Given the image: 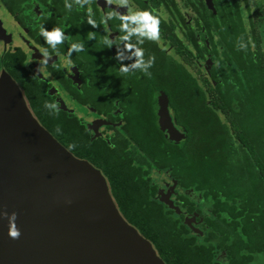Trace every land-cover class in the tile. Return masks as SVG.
Here are the masks:
<instances>
[{
  "label": "trees",
  "instance_id": "1",
  "mask_svg": "<svg viewBox=\"0 0 264 264\" xmlns=\"http://www.w3.org/2000/svg\"><path fill=\"white\" fill-rule=\"evenodd\" d=\"M243 50L236 67L222 65L212 74L216 88L208 79L201 86L177 60L161 65L150 82L167 94L186 138L174 143L164 137L158 94L142 92L129 95L124 136L118 135L112 149L105 140L91 141L73 113L49 114L41 82L25 75L19 55L0 56V69L23 89L25 82L31 84L28 96L37 101L32 108L40 124L73 155L101 170L122 216L166 264H264V56L249 46ZM153 172L169 173L184 189L201 194L186 197L185 205L190 212L204 205V236L155 197Z\"/></svg>",
  "mask_w": 264,
  "mask_h": 264
},
{
  "label": "flooded vegetation",
  "instance_id": "2",
  "mask_svg": "<svg viewBox=\"0 0 264 264\" xmlns=\"http://www.w3.org/2000/svg\"><path fill=\"white\" fill-rule=\"evenodd\" d=\"M69 2L73 3L70 10L64 6L65 0H0V25L7 36V41L0 40V56L19 55L25 64V75L37 77L49 101L60 109L57 101L63 100L68 112L72 111L70 113L87 128L91 141L105 140L110 149L114 148L118 135L125 132V112L131 106L129 95L158 94V117V98L165 91L153 84L155 71L161 65L169 67L177 60L201 86L202 81L208 79L215 87L212 74L222 65L225 68L237 66L239 38L246 37L248 42L245 43L251 51L257 49L264 56V0H87L82 6L73 0ZM137 8L150 10L159 19L158 39L145 40L140 45L144 49V59L152 58L147 73L140 69L121 71L115 59L116 46L105 43L110 40L120 44L123 33L116 16ZM108 12L116 15L106 19ZM89 15L95 25L86 23ZM41 26L61 28L64 40L52 49L39 34ZM74 42L83 43L84 47L69 55L68 49ZM3 71L18 84L36 118L32 107L37 101H31L28 96L29 91H33L31 84L25 82L23 89L6 69L1 68L0 74ZM77 107L87 112L80 115ZM169 111L175 121L170 106ZM177 128L184 132L179 126ZM158 174L163 181L155 180V197L160 201L161 192L169 193L180 208L181 213L176 214L183 222L186 218L193 219L194 228L204 236L208 214L204 205L190 212L185 202L188 196L194 198L191 190L181 187L169 173Z\"/></svg>",
  "mask_w": 264,
  "mask_h": 264
},
{
  "label": "water",
  "instance_id": "3",
  "mask_svg": "<svg viewBox=\"0 0 264 264\" xmlns=\"http://www.w3.org/2000/svg\"><path fill=\"white\" fill-rule=\"evenodd\" d=\"M0 25V40L7 41ZM53 94V92H51ZM60 109L68 111L63 100ZM158 123L174 143L186 138L158 98ZM72 112V111H70ZM160 201L180 214L169 193ZM16 213L17 238L0 215V264H166L122 216L100 169L73 155L33 116L18 84L0 74V213ZM193 219L185 224L194 228Z\"/></svg>",
  "mask_w": 264,
  "mask_h": 264
},
{
  "label": "clouds",
  "instance_id": "4",
  "mask_svg": "<svg viewBox=\"0 0 264 264\" xmlns=\"http://www.w3.org/2000/svg\"><path fill=\"white\" fill-rule=\"evenodd\" d=\"M78 5H83L87 0H73ZM66 9H71L73 3L69 0H65L64 4ZM91 10L89 9V12ZM116 15L113 12L106 13V19H111ZM120 20L119 28L123 35L121 36V42L119 45L113 44L110 40H106V45H115V59L119 64L121 71L128 72L130 69H140L147 73L148 68L151 66L152 58L144 59V49L140 47L145 40L155 41L159 37V19L150 10L147 9H135L131 12H126L116 16ZM86 23L95 25V21L89 15L86 19ZM39 34L43 37L44 42L55 49L64 38V31L59 27L45 28L41 26ZM83 43L74 42L68 49V54L71 55L73 51H81L83 49ZM237 49L242 50L247 47L245 41L241 38L238 40ZM47 50H45V55ZM123 61H129L128 63H122ZM43 107L51 110L49 114L54 113L57 110V105L54 102L44 101ZM59 131V128H57ZM0 215L5 216L8 222L7 233L12 238H17L20 235V230L16 226V213L3 212Z\"/></svg>",
  "mask_w": 264,
  "mask_h": 264
},
{
  "label": "rangeland",
  "instance_id": "5",
  "mask_svg": "<svg viewBox=\"0 0 264 264\" xmlns=\"http://www.w3.org/2000/svg\"><path fill=\"white\" fill-rule=\"evenodd\" d=\"M263 35H264V33H263ZM77 109V112L80 114V115H83L84 113H86L87 112V110L85 109V108H82V107H77L76 108ZM89 116V115H88ZM90 119V118H89ZM152 177L156 180H159L160 181V183H162V181H163V177L160 175V174H158V173H156V172H153L152 173ZM192 194H193V197L195 198V199H198V197L199 198H202V196H201V194H199V192H197V191H192Z\"/></svg>",
  "mask_w": 264,
  "mask_h": 264
}]
</instances>
